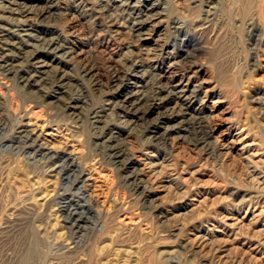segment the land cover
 <instances>
[{
	"label": "rangeland",
	"instance_id": "obj_1",
	"mask_svg": "<svg viewBox=\"0 0 264 264\" xmlns=\"http://www.w3.org/2000/svg\"><path fill=\"white\" fill-rule=\"evenodd\" d=\"M208 1L144 4L137 38L98 0H0L71 52L61 95L0 77V264H264V0Z\"/></svg>",
	"mask_w": 264,
	"mask_h": 264
},
{
	"label": "bare ground",
	"instance_id": "obj_2",
	"mask_svg": "<svg viewBox=\"0 0 264 264\" xmlns=\"http://www.w3.org/2000/svg\"><path fill=\"white\" fill-rule=\"evenodd\" d=\"M150 1H157L158 2V0H98V2L100 4L103 5V3H104L106 5V6L103 5V6H105L103 8L107 12L110 9H112L115 12L119 11L122 14L126 13L128 15L129 14L132 15V22L130 25V29H131V32L134 33V35H136L137 38H140L142 36V34H141L142 28L145 24L148 23L147 20L142 19L145 17V15H142L141 12L139 11V9L144 4H147ZM153 5L155 6L158 4L154 3ZM4 9H6V11L9 14H13V12H14V10L11 9L10 7H4ZM21 10H23V9H21ZM24 13H26L24 15V16H26L25 18H27V15H30V12L29 13L24 12ZM3 17H4V15H3ZM11 17H13V16H11ZM15 18L16 17L14 16L13 19H9V20L7 19L6 22L0 23V77H2L3 79H6V77L11 75V79H13L14 81L16 80L18 83L22 84L21 89H23V90H27V89H31V88H35V87L37 89H31V90H42V89L44 90L45 86H49V88H48L49 90H47V91H49V92H47V96L61 95L62 93L65 92L64 87L69 82L68 79L66 78V76L64 75V72L61 70V68L65 67L66 64L69 62L68 58L71 55L69 48L66 47V45L64 44V42L62 41V39L60 37L54 36V37H51L49 39L42 38L35 33L37 31H34L30 28L31 25L29 26L27 21L19 22ZM206 23H207V21H206ZM49 70H52V71L50 72ZM136 77H137V74H136L135 70H133V71H125L120 76H116L115 78L119 82H121V81H125V80H133V79L136 80ZM55 79H56V81H55ZM129 83L131 85H133V86H131L132 91L123 100H121V103L124 106V108L126 106H128L131 108V110H134L136 108L137 99H138L137 96L139 94V91L136 92V90H135L136 85L133 84L132 81H130ZM128 88H130V87H128ZM78 106H80V103H78V99L75 98L74 101H72L68 104L67 108L69 110H72V112H74L75 110H77L79 108ZM31 123L32 122H30V120L25 119L24 122L21 124V126L18 128L19 133H23V135L24 134L25 135L26 134L33 135L32 134L33 125ZM23 138H25V137H23ZM35 144L36 143H34V145ZM108 154H110V153H108ZM121 154H123V153H121ZM55 157H57V155ZM55 157H53V159ZM118 157L119 156H116V159ZM112 160H114V159H112ZM60 165H62V164H60ZM69 167H70V165H69ZM77 206L81 209L83 208L79 205H77ZM75 211L76 210H74V214H72L71 216L78 218L79 220H77V221H80L81 219L78 216V214L75 213ZM74 228H76L77 232L79 231V228L77 225L74 226ZM263 244H264V242H263ZM26 262L27 261H24V264Z\"/></svg>",
	"mask_w": 264,
	"mask_h": 264
}]
</instances>
